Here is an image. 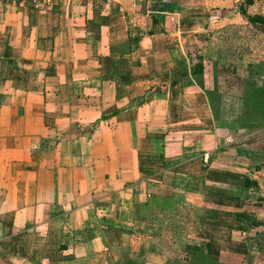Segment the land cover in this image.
I'll use <instances>...</instances> for the list:
<instances>
[{
	"label": "crops",
	"instance_id": "0c3cea01",
	"mask_svg": "<svg viewBox=\"0 0 264 264\" xmlns=\"http://www.w3.org/2000/svg\"><path fill=\"white\" fill-rule=\"evenodd\" d=\"M237 2L0 5V264L243 259L264 112L220 108L197 40L247 19Z\"/></svg>",
	"mask_w": 264,
	"mask_h": 264
},
{
	"label": "rangeland",
	"instance_id": "374dc122",
	"mask_svg": "<svg viewBox=\"0 0 264 264\" xmlns=\"http://www.w3.org/2000/svg\"><path fill=\"white\" fill-rule=\"evenodd\" d=\"M237 1L239 4H236L235 10L238 11L240 5L247 7L251 2L253 3V0ZM14 8L18 9V7ZM249 11L251 15L261 14L264 17V0H256ZM215 28L217 31L213 38L197 40L202 48L209 46L212 50H218L217 53L205 54V56H211L210 60L214 66L220 67L218 94L223 93L222 95L225 96L221 95L220 98L226 100L217 101L220 108L223 105L222 102L226 107L229 106L230 100L245 98L240 102L231 101V105L236 108L242 102L244 112L249 115L264 112V22L251 23L245 17H236L230 22L218 24ZM199 55L202 58L200 53L192 55L191 58L195 60V57ZM226 67H233L234 77L226 73ZM226 111H230V108ZM261 200H264L261 196L255 199V210L250 211L247 218V222L254 229L247 235L248 241L244 249L234 253L235 257L242 255L240 253H244L245 256L243 259L235 258L229 264H264V214L261 210L263 209Z\"/></svg>",
	"mask_w": 264,
	"mask_h": 264
},
{
	"label": "built area",
	"instance_id": "2783aa9c",
	"mask_svg": "<svg viewBox=\"0 0 264 264\" xmlns=\"http://www.w3.org/2000/svg\"><path fill=\"white\" fill-rule=\"evenodd\" d=\"M64 0H0V5L29 9L35 12H51Z\"/></svg>",
	"mask_w": 264,
	"mask_h": 264
},
{
	"label": "trees",
	"instance_id": "16d2710c",
	"mask_svg": "<svg viewBox=\"0 0 264 264\" xmlns=\"http://www.w3.org/2000/svg\"><path fill=\"white\" fill-rule=\"evenodd\" d=\"M240 11L242 14H244L247 18V20L251 23H256V22H264V17H262L261 15H251V14H247L245 11V8L240 5Z\"/></svg>",
	"mask_w": 264,
	"mask_h": 264
}]
</instances>
